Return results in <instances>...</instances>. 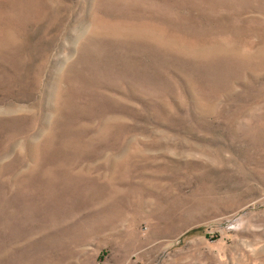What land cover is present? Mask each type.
Returning <instances> with one entry per match:
<instances>
[{
    "label": "rangeland",
    "instance_id": "1",
    "mask_svg": "<svg viewBox=\"0 0 264 264\" xmlns=\"http://www.w3.org/2000/svg\"><path fill=\"white\" fill-rule=\"evenodd\" d=\"M0 264H264V0H0Z\"/></svg>",
    "mask_w": 264,
    "mask_h": 264
}]
</instances>
